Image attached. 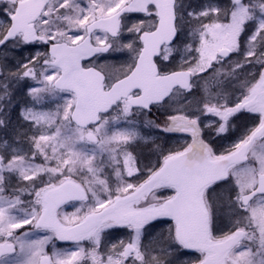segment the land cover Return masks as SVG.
Instances as JSON below:
<instances>
[{"label": "snow or ice", "instance_id": "snow-or-ice-1", "mask_svg": "<svg viewBox=\"0 0 264 264\" xmlns=\"http://www.w3.org/2000/svg\"><path fill=\"white\" fill-rule=\"evenodd\" d=\"M0 264H264V0H0Z\"/></svg>", "mask_w": 264, "mask_h": 264}, {"label": "rangeland", "instance_id": "rangeland-1", "mask_svg": "<svg viewBox=\"0 0 264 264\" xmlns=\"http://www.w3.org/2000/svg\"><path fill=\"white\" fill-rule=\"evenodd\" d=\"M67 210H68V211H71L72 209H71V208H68ZM57 246H58V247H69L70 245H69V246H66V245L62 246V245H59L58 242H57Z\"/></svg>", "mask_w": 264, "mask_h": 264}, {"label": "flooded vegetation", "instance_id": "flooded-vegetation-1", "mask_svg": "<svg viewBox=\"0 0 264 264\" xmlns=\"http://www.w3.org/2000/svg\"><path fill=\"white\" fill-rule=\"evenodd\" d=\"M227 143V142H226Z\"/></svg>", "mask_w": 264, "mask_h": 264}]
</instances>
